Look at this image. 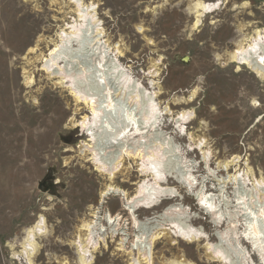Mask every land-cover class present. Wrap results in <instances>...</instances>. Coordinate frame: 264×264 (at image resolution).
<instances>
[{
  "label": "rangeland",
  "instance_id": "1",
  "mask_svg": "<svg viewBox=\"0 0 264 264\" xmlns=\"http://www.w3.org/2000/svg\"><path fill=\"white\" fill-rule=\"evenodd\" d=\"M193 2L84 0L95 8L97 20L95 30L89 26L92 33L87 31V35L98 39L85 55L90 61L95 53H105L106 62L115 64V74H124L128 83L152 96L157 94L154 100L162 115L154 132L169 143L163 155L165 159L179 157L183 171H190L194 179V189L189 191L168 177L164 187L175 189L177 196L153 209L137 210V220L158 221L168 207L180 206L188 211L190 225L216 245V234L225 231L228 216L215 227L210 215L197 205L195 192L203 188L221 212L236 213L238 235L243 239L246 220L237 209L235 187L227 177L238 176L239 187L247 191L252 188L250 172L255 180L264 178V82L228 57L242 36L264 27V0H220L219 9L204 15L195 28L194 15L186 10ZM76 11L69 0H0V264H20L10 245L41 217L45 232L36 236L39 249L33 264H75L72 243L85 235L79 227L95 216L104 229L100 238H105V247L101 243L92 254V264H131L132 258H138L135 250L128 254L138 232L125 210V200L114 193L102 199V194L111 185L130 200L144 179H152L142 177L141 162L127 156L121 158L122 169L109 182L92 153L121 147L105 146L94 152L86 130L79 126L91 114L81 98L76 101L75 83L66 79L58 85V77L41 68L59 43L60 31L70 33L67 27L78 21ZM29 48L37 50L29 54ZM70 48L77 50L78 45L73 41ZM78 62L62 55L52 71L64 66L73 71ZM27 76L33 85L25 84ZM195 88L196 96L188 102ZM175 98L186 103L175 105ZM181 112L194 113L182 132L175 122ZM171 146L174 152H165ZM234 158H238L237 168L223 170L221 165ZM108 216L120 219L117 226L106 223ZM245 242L240 248L253 262L246 259L247 264H261L251 244ZM206 243L202 239L173 244L164 237L153 246V262L162 264L183 255L194 264H221L208 263Z\"/></svg>",
  "mask_w": 264,
  "mask_h": 264
},
{
  "label": "bare ground",
  "instance_id": "2",
  "mask_svg": "<svg viewBox=\"0 0 264 264\" xmlns=\"http://www.w3.org/2000/svg\"><path fill=\"white\" fill-rule=\"evenodd\" d=\"M69 1L73 2L77 7L78 21L69 28L67 27V29L71 30L70 33H67L66 29L60 31L59 43L55 45L49 57L42 61L41 68L47 73L57 76L58 85L64 84L66 79L73 82V84L75 83L73 90L76 101L81 98L84 101L83 105L88 106L91 114L90 119L89 117H83L79 122V126L82 130H86V135L90 137L89 141L93 145L94 152L102 151L105 146L118 149L121 147L120 150L114 152L92 153V158H96L102 163L99 167L101 170L99 172L112 183L116 174L122 169L120 167L122 159L130 156L131 159L141 162V176L152 179V182L149 179H144L139 185L135 196L130 200L128 194L111 185L102 194V199L114 193L120 194L125 200V210L129 211L133 227L138 232L136 241L128 253L132 255L135 250L138 258H132L131 264H154L153 246L164 237L170 239L173 244H175L176 240L193 244L199 243L204 239L207 241L204 249L208 263L221 264H247L246 259L253 263L251 257H245L243 250L240 248L242 240H244L251 244L252 250L260 258L261 264H264V178L255 180L252 172H250L252 188L248 191L239 187L238 176L233 174L227 177L230 182H233L235 187L237 209L241 211L246 220V223L243 224L245 225L243 239L238 235L236 213L230 214L227 212L225 214L223 213L225 211L221 212L219 205L214 203L213 196L206 195L203 188L197 190V192L194 191L196 194L195 199L198 201L197 205L200 206L201 210L210 215L213 225L215 227L220 226L228 216L225 231L216 234L218 237V244L216 245L209 244V239L206 236L203 237V233L200 230H196L190 225L191 217L188 211L180 206L168 207L166 212L158 217L160 219L158 221L151 219L139 222L137 220L135 217L137 210L153 209L164 200H171L177 196L175 189L164 187L167 185L168 177L178 184L186 185L189 191L194 189V179L190 171H183L182 166H180L182 161L179 157L172 155L170 157H173V159H165V155H163L164 145L169 143L161 134L154 132L162 115L158 111L157 102L154 100L157 94L153 93L154 95L152 96L146 91L139 89L136 84L128 83L124 74H115L117 72L115 64H112L111 61L106 62L104 59L105 53H103V56H100L99 52L95 53L93 60H87L88 57L85 53L98 41V39H92L93 37L87 35V31H90L89 33L91 34V29L95 30L97 26L94 13L96 10L92 5H85L84 0ZM206 1L210 0L203 2L194 0L192 5L186 9L189 14L194 15L193 28L199 26L204 15L211 14L220 7V0L212 3ZM89 26L91 29L88 30ZM73 41L78 45L77 50L70 48ZM36 50V48H29L28 53L33 54ZM116 51H118V48ZM62 55L69 58L75 57L79 61V67L71 71L64 66L52 71V66L57 64ZM228 57L231 63L245 67L257 79L264 82V27L254 30L251 35L242 36L236 43L235 49L228 54ZM82 58H85V60L82 61ZM24 80L27 86L33 85L30 76L25 77ZM196 93L197 90L195 88L191 92L188 102L196 96ZM185 101L183 98H175L173 104L180 105L186 103ZM167 107H165V110L169 113ZM193 118V112H181L175 120L178 125L177 128L181 132L184 131L183 125L189 123ZM203 124L201 123L200 125ZM199 146H201L200 143ZM124 148L126 149L125 151H123ZM128 149L129 152H127ZM174 149L175 147L171 146L165 152L172 153ZM131 152L133 154L130 155ZM92 158L89 161H96V159L93 160ZM203 159L206 162L208 161L207 157H203ZM237 163L238 158H234L231 161H225L221 167L226 171L231 168L235 170ZM246 197H249V201H246ZM224 199L222 200L224 201ZM105 219L107 220L106 223L111 227L117 226L115 222L120 220L119 218L115 220L111 216ZM153 221L155 224H152L154 223ZM44 232L45 221L42 217L34 226L24 229L22 238L10 245L11 250H13L14 260H20V264H33L32 261L39 249L36 244V236L43 235ZM79 232H85V235L83 234L85 238L80 234L77 236V241L72 243L75 248V264H92V254L100 248L101 243L105 247V238H100L104 229L99 226L95 216L94 220L83 223L79 227ZM115 233V229L112 228L111 234ZM17 248H19V251L15 252L14 250ZM121 251L126 252L125 250ZM64 264L68 263L65 262ZM162 264L194 263L185 259L183 255H179L174 259H165Z\"/></svg>",
  "mask_w": 264,
  "mask_h": 264
}]
</instances>
